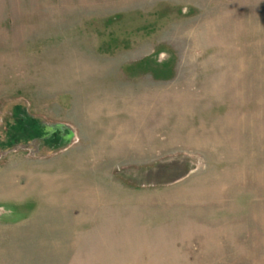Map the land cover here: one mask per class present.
<instances>
[{
  "label": "rangeland",
  "instance_id": "374dc122",
  "mask_svg": "<svg viewBox=\"0 0 264 264\" xmlns=\"http://www.w3.org/2000/svg\"><path fill=\"white\" fill-rule=\"evenodd\" d=\"M0 264H264V0H0Z\"/></svg>",
  "mask_w": 264,
  "mask_h": 264
},
{
  "label": "crops",
  "instance_id": "0c3cea01",
  "mask_svg": "<svg viewBox=\"0 0 264 264\" xmlns=\"http://www.w3.org/2000/svg\"><path fill=\"white\" fill-rule=\"evenodd\" d=\"M61 215V214H60Z\"/></svg>",
  "mask_w": 264,
  "mask_h": 264
}]
</instances>
